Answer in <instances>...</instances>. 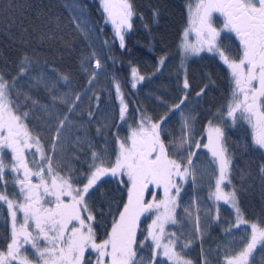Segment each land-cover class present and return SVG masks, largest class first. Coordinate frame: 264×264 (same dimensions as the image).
I'll return each mask as SVG.
<instances>
[{
	"label": "snow or ice",
	"instance_id": "obj_1",
	"mask_svg": "<svg viewBox=\"0 0 264 264\" xmlns=\"http://www.w3.org/2000/svg\"><path fill=\"white\" fill-rule=\"evenodd\" d=\"M100 6L105 23L113 26V42L118 39L120 48L124 49L125 32L132 28V4L129 0H100ZM79 8L72 21L76 30L87 37L92 29L83 15V6ZM187 12L188 24L180 45L181 67L189 55L198 56L207 51L220 58L230 77L228 103L217 110L214 120L208 121L207 143L203 145L194 136L195 117L185 115L188 93L184 92L179 103L168 108V112L181 117L178 136L165 140L168 116L154 121L141 112L130 135L124 140L116 137L114 161L106 150H93L90 160L85 161L88 165L85 173L66 159L68 153L62 137L66 125L72 123L68 114L56 117L58 124L50 128L52 141L47 149L40 135L34 134L26 123L33 108L47 110L46 105H40L35 97L23 92L19 83L21 77H31L34 58L25 53L18 73L10 78L0 71V211L6 208L5 223L9 225L6 248L0 249V264H194L188 258V250L195 240H203L204 230L210 225L201 226V205L197 198L182 205L180 193L183 183L191 180L195 187L197 176L205 174L212 178L208 183V200L212 203L206 206L205 219L220 221L221 202L233 210L235 219L224 229L227 241L224 246L208 253L201 245L200 264H213L210 255L219 258L217 264H256L257 256L264 260V218L252 222L241 211L238 190L233 184V156L225 140V128L246 121L252 128L251 147L264 156V0H187ZM213 13L223 17L222 28L214 26ZM224 31L234 34L239 42L235 55L221 39ZM22 32L27 34L28 29L22 27ZM191 33H195V43L189 41ZM51 38L47 33L37 36L41 44ZM94 58L93 51L80 64L84 72L91 68L90 86L104 67ZM159 64H164V58ZM144 79L136 67L131 68L132 89ZM60 81L68 84L70 78L60 74L56 83ZM40 84L46 91L55 88L43 76L36 79V86ZM114 86L119 117L125 121L128 104L119 82L114 80ZM189 87L185 76L183 89ZM203 94V89L196 93L197 97ZM69 96L70 93L52 94V99L67 105L68 113H73L81 94L76 93L75 100ZM21 97L23 104H31L27 111L22 110ZM95 98L98 102L99 96ZM96 107L99 108V103ZM93 115L89 111V120ZM97 134H103L100 127ZM75 139L77 146L91 147L86 136ZM201 147L211 154L204 172L193 159L197 155L193 148ZM8 153L10 161H6ZM258 176L264 185V163L258 168ZM105 177L126 187L127 201L118 217H113L105 237L98 240L97 216L90 201L95 194L92 190H98ZM155 190H162L161 198L157 199ZM146 194L151 199H146ZM181 207L184 216L177 213ZM142 216L151 218L143 230L140 228ZM185 219L190 221L194 235H184ZM169 225L177 226L176 230H169ZM234 230H242L239 240ZM138 232L146 233L143 239L138 240ZM145 251L150 252L147 258Z\"/></svg>",
	"mask_w": 264,
	"mask_h": 264
},
{
	"label": "trees",
	"instance_id": "obj_2",
	"mask_svg": "<svg viewBox=\"0 0 264 264\" xmlns=\"http://www.w3.org/2000/svg\"><path fill=\"white\" fill-rule=\"evenodd\" d=\"M129 2L134 10L132 28L125 34V48L121 49L118 39L113 42L114 32L104 21L99 0H0V71L10 78L18 73L20 59L25 53L34 58L30 69L31 77H21L19 83L23 92L35 97L40 105H46L47 110L43 107L33 108L26 123L34 134L40 135L41 142L47 149L52 141L50 128L54 129L58 124L56 117L62 118L68 114L72 123L66 125L62 137L64 150L68 153L66 159L77 170L85 173L88 167L85 161L90 160L93 150H106L114 161L116 137L124 140L129 136L131 128L137 126L141 112L151 116L154 121L168 116V130L164 138L167 141L173 135L178 136L181 117L175 112H168V108L179 103L184 92L188 93L185 115L195 117V139L201 145L207 143L205 130L208 121L214 120L217 110L227 105L231 94L228 69L218 56L203 53L198 57L187 58L184 60V67H181L180 45L188 24L187 0ZM79 6H83V15L92 29L87 37L76 30L72 21V16L80 11ZM154 13L158 14L154 16ZM213 19L215 27H223L222 16L213 15ZM22 27L28 29L27 34L22 32ZM39 33L50 34L52 38L41 44L37 39ZM226 37L229 39H225ZM221 39L235 55L239 42L234 34L224 31ZM105 41L109 43L106 45ZM93 51L94 59H99L104 67L90 86L88 80L91 68L89 72H84L80 64L82 58L91 56ZM161 58H164L163 65L159 64ZM92 63L94 66V60ZM132 67H136L139 74L145 77L136 89H132L129 83ZM60 74L68 75L70 82L56 83ZM40 76L49 84H55V88L46 91L43 84L36 86V79ZM185 76L190 85L188 89H183ZM114 80L119 82L128 104L125 121H121L119 117ZM201 89L204 94L197 97L196 93ZM64 93H70V100H75L76 93L81 94L73 113H68L67 105L52 99V94L63 96ZM96 96H99L98 102ZM21 101L22 110L27 111L31 107L30 102L23 104V97ZM97 103L99 108L96 107ZM89 111L94 113L91 120ZM98 127L101 128L102 135L97 134ZM78 136H86L91 147L87 144L77 146L75 138ZM251 137L252 128L246 121H239L235 126L225 128L226 145L233 156V184L238 190L239 206L247 220L258 222L264 218V185L258 176V168L264 163V156L258 149L251 147ZM193 151L197 153L193 158L194 162L204 172L211 160L210 152L203 147L193 148ZM10 159L11 154L8 153L6 161ZM210 179L212 178L208 174L203 177L198 175L195 187L191 180L181 182L182 205L190 204L197 198L201 205V226L210 225L204 230L203 240H195L188 250V258L194 264H200L201 245L205 252L211 253L226 244L224 229L235 219L233 210L222 202L220 221L205 219L203 213L206 206L212 203L208 200ZM212 182L214 183V179ZM97 187L98 190H92L95 194L90 206L97 216V239L101 240L110 230L113 217H118L127 201V191L125 186L109 177H105ZM155 191L158 193L157 199L161 198L162 190ZM8 192H12L11 185L8 186ZM146 199L151 197L146 194ZM177 213L184 216L183 207L178 208ZM6 215L4 208L0 211V249H5L7 244L9 225L5 223ZM150 223L149 216H142L140 228L147 229ZM176 227L168 226L173 231ZM183 231L186 237L194 235L188 219L183 222ZM143 234L138 232V240L143 239ZM234 234L236 240H239L243 232L234 230ZM144 255L147 258L150 252L145 251ZM209 259L213 264H217L219 260L212 255ZM256 264H264V260L257 256Z\"/></svg>",
	"mask_w": 264,
	"mask_h": 264
},
{
	"label": "rangeland",
	"instance_id": "obj_3",
	"mask_svg": "<svg viewBox=\"0 0 264 264\" xmlns=\"http://www.w3.org/2000/svg\"><path fill=\"white\" fill-rule=\"evenodd\" d=\"M99 2H100V0H99ZM216 14H219V13H216ZM132 20H133V17H132ZM132 20H131V23H132ZM106 24H107L108 26H110V27L112 28L113 32H114V29H113V26L111 25V23H106ZM127 32H129V30L126 31L125 34H126ZM182 39H183V38H182ZM195 40H196L195 33H191L190 36H189V41L192 42V43H195ZM118 41H119V40H118ZM203 53H204V54H212V53H209V52L205 51V52H201L198 56L202 55ZM198 56H195V55H189L188 58H193V57H198Z\"/></svg>",
	"mask_w": 264,
	"mask_h": 264
},
{
	"label": "flooded vegetation",
	"instance_id": "obj_4",
	"mask_svg": "<svg viewBox=\"0 0 264 264\" xmlns=\"http://www.w3.org/2000/svg\"><path fill=\"white\" fill-rule=\"evenodd\" d=\"M213 15H219V14L213 13Z\"/></svg>",
	"mask_w": 264,
	"mask_h": 264
}]
</instances>
